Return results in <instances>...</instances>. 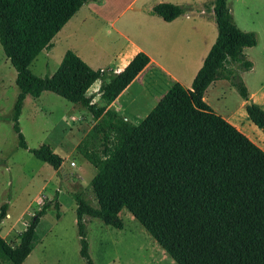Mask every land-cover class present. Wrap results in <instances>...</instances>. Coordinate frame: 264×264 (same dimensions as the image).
<instances>
[{
  "label": "trees",
  "instance_id": "16d2710c",
  "mask_svg": "<svg viewBox=\"0 0 264 264\" xmlns=\"http://www.w3.org/2000/svg\"><path fill=\"white\" fill-rule=\"evenodd\" d=\"M89 1L100 0H0V43L20 89L9 117L19 147L29 148L19 121L28 94L54 92L81 102L94 117L91 132L100 136L99 149L90 148L86 140L77 149L96 169L92 187L98 206L82 191L74 193L80 254L86 264H95L89 252L88 217L123 228L124 207L178 264H264V149L204 99L206 89L218 79H227L246 101L250 99L240 71L253 67L245 48L257 45L256 33L235 23L228 0H214L218 36L192 88L175 83L145 119L135 123L110 105L150 62L147 53L138 52L124 69L110 75L92 68L71 49L51 75H37L30 67ZM186 10L188 6L173 2L153 8L167 21ZM106 76L109 81H104ZM97 80H103V104L87 95ZM247 112L264 126L261 106L250 102ZM30 151L55 169L63 164L64 158L49 144ZM54 207L59 210L58 200ZM50 208L51 200L34 213L16 245L0 232V251L13 264H23L41 241L37 226ZM8 210L4 202L0 222Z\"/></svg>",
  "mask_w": 264,
  "mask_h": 264
},
{
  "label": "rangeland",
  "instance_id": "374dc122",
  "mask_svg": "<svg viewBox=\"0 0 264 264\" xmlns=\"http://www.w3.org/2000/svg\"><path fill=\"white\" fill-rule=\"evenodd\" d=\"M204 4L212 7L214 0H206ZM228 4L237 25L243 30L255 32L258 38V44L247 50L254 67L245 72L250 86L254 90L260 89L262 96L264 0H228ZM234 65L236 68L240 67L237 63ZM30 67L35 74L47 76L56 71L57 63L54 58L40 54ZM16 76L17 72L0 43V206L4 202L9 203L8 214L0 222V232L12 245L18 244L20 234L34 213L46 201L51 200L52 208L41 217L37 226L41 241L23 264H86L80 254L77 201L74 193L82 191L96 206L98 201L92 187L96 171L94 165L88 162L80 150L77 149L74 153L71 150L79 135L78 130L64 137L57 135L61 142L54 148L65 157L64 168L59 171L55 172L51 164L37 158L30 149L38 148L44 143L50 145L49 131L53 125L60 118L78 115L87 107L81 102L72 103L51 91L44 92L39 97L28 94L19 121L29 148H21L14 123L9 118L20 92ZM99 84L100 82L92 91H96ZM241 99L242 96L234 86L225 84L210 90L206 102L248 130L249 124L256 123L249 118ZM262 102L264 104V97ZM132 118L135 119L133 116ZM90 132L80 143L86 140L90 148L99 149L100 136ZM60 143H63L62 147ZM71 160H75L77 166L72 167ZM56 200L60 203L59 210L54 207ZM57 212L60 213L59 218ZM120 217L124 223L123 228L107 225L97 217H88L89 252L95 264H178L128 208L121 210ZM0 264L13 263L0 251Z\"/></svg>",
  "mask_w": 264,
  "mask_h": 264
},
{
  "label": "crops",
  "instance_id": "0c3cea01",
  "mask_svg": "<svg viewBox=\"0 0 264 264\" xmlns=\"http://www.w3.org/2000/svg\"><path fill=\"white\" fill-rule=\"evenodd\" d=\"M205 1H89L57 33L53 39L54 46L51 49H43L40 54L54 58L58 68L66 51L71 49L92 68L105 69L107 75H110L112 72L124 69L138 52L147 53L150 62L110 105L116 113L140 123L175 83L179 82L187 89L192 88L193 80L218 36L214 4L212 7H206ZM160 2L181 4L188 6V10L177 18L167 21L153 12L154 6ZM248 49L250 50L251 47L245 48L247 56ZM245 71L241 70L240 73L248 87L250 101L264 108L262 102L264 93L260 96V89L254 90L250 86ZM109 80L110 77L106 76L104 81ZM98 82H100L99 88L92 91ZM102 83L103 80H97L87 91V95L94 96V102L101 104L104 103L100 94ZM225 84L231 86L227 79L212 82L205 91V101H208L207 93L210 90L218 89ZM247 103L242 97V106L247 108ZM213 110L264 149V126L249 124L248 130H245V126L233 122L230 116ZM94 123L93 114L88 108L78 115L60 118L49 131L50 146L57 152L54 147L61 142V138L59 139L57 135L64 137L78 130L79 135L71 149L73 153L78 151L79 143L90 132ZM62 144L60 143V147ZM61 156L64 158L61 168H64L65 157ZM75 166H77L76 161L72 167ZM56 171L59 169H55Z\"/></svg>",
  "mask_w": 264,
  "mask_h": 264
},
{
  "label": "built area",
  "instance_id": "2783aa9c",
  "mask_svg": "<svg viewBox=\"0 0 264 264\" xmlns=\"http://www.w3.org/2000/svg\"><path fill=\"white\" fill-rule=\"evenodd\" d=\"M71 165L74 166L75 165V161H71Z\"/></svg>",
  "mask_w": 264,
  "mask_h": 264
},
{
  "label": "water",
  "instance_id": "95a60500",
  "mask_svg": "<svg viewBox=\"0 0 264 264\" xmlns=\"http://www.w3.org/2000/svg\"><path fill=\"white\" fill-rule=\"evenodd\" d=\"M251 101H249V103H250Z\"/></svg>",
  "mask_w": 264,
  "mask_h": 264
}]
</instances>
